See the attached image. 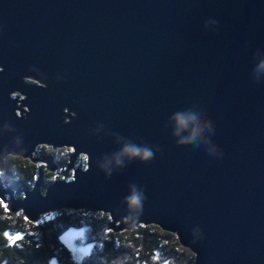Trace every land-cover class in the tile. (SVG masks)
<instances>
[{
  "label": "water",
  "instance_id": "1",
  "mask_svg": "<svg viewBox=\"0 0 264 264\" xmlns=\"http://www.w3.org/2000/svg\"><path fill=\"white\" fill-rule=\"evenodd\" d=\"M9 155L63 176L23 197L0 177L29 221L103 212L174 232L192 264H264V0H0V171Z\"/></svg>",
  "mask_w": 264,
  "mask_h": 264
},
{
  "label": "trees",
  "instance_id": "2",
  "mask_svg": "<svg viewBox=\"0 0 264 264\" xmlns=\"http://www.w3.org/2000/svg\"><path fill=\"white\" fill-rule=\"evenodd\" d=\"M41 146L38 155L48 154ZM57 162L65 166L68 153L57 155ZM85 159L78 161L85 167ZM45 164L20 157L5 159L0 171L5 187L23 197L39 181L46 190L56 179ZM110 216L103 212L59 210L43 214L37 222L29 221L22 212L12 213L0 200V264H192L195 255L184 247L178 236L156 225H139L130 231L114 233L110 230ZM84 229L85 241L92 245L91 253L80 263L62 241V233L69 229ZM19 236L20 239L13 240Z\"/></svg>",
  "mask_w": 264,
  "mask_h": 264
},
{
  "label": "rangeland",
  "instance_id": "3",
  "mask_svg": "<svg viewBox=\"0 0 264 264\" xmlns=\"http://www.w3.org/2000/svg\"><path fill=\"white\" fill-rule=\"evenodd\" d=\"M28 82H33V81L32 80H28ZM14 96L16 97V95H14ZM21 98H23V96H21ZM40 147L41 146H39L37 148V152L35 153V155L37 153H39ZM45 147H48V152L49 153H51V151H54V154H57V155L59 154V156L60 155L65 156L67 153L72 152V148H69V147H61V148H58L56 150H53L49 146H45ZM9 157H14V156H10L9 155L6 158H9ZM80 157L84 158L85 156L81 155ZM57 177L58 178H63V176H59V174L56 173L54 178L56 179ZM71 178H72V171L66 177V179L70 180ZM62 210L70 211V210H73V209H62ZM74 211H77V210H74ZM49 213H53V212H49ZM87 213H97V212H87ZM110 230H112V229H110ZM123 231H125V230L114 231V233H121ZM84 235H85L84 229H75V228H69V229L65 230L62 233V241H63V243L72 252L74 260L78 261L80 263L84 260L85 256H87V255H89L91 253V249H92V245L85 241Z\"/></svg>",
  "mask_w": 264,
  "mask_h": 264
},
{
  "label": "clouds",
  "instance_id": "4",
  "mask_svg": "<svg viewBox=\"0 0 264 264\" xmlns=\"http://www.w3.org/2000/svg\"><path fill=\"white\" fill-rule=\"evenodd\" d=\"M181 126H183L184 121H180ZM125 153L131 157H139L142 160H149L152 158V152L148 149H140L135 147H129L125 149Z\"/></svg>",
  "mask_w": 264,
  "mask_h": 264
},
{
  "label": "flooded vegetation",
  "instance_id": "5",
  "mask_svg": "<svg viewBox=\"0 0 264 264\" xmlns=\"http://www.w3.org/2000/svg\"><path fill=\"white\" fill-rule=\"evenodd\" d=\"M14 95H16V97H19V94L18 93H16V94H14ZM13 95V96H14ZM15 97V96H14ZM20 99H22L21 98V96L19 97ZM51 148V147H50ZM73 151V150H72ZM72 152H70V153H68V158H69V155L71 154ZM48 154H53L55 157H56V159H57V154H54V151H51V153H48ZM48 154H45V155H48ZM45 155H38V153L36 154V156L37 157H43V156H45ZM81 156V155H80ZM78 157V159H77V161H76V166H78V161H80V159H83V158H81V157ZM83 156H85V155H83ZM84 159L86 160V156L84 157ZM68 163V162H67ZM67 165V164H66ZM65 165V166H66ZM65 166H63V167H65ZM62 167V166H61ZM55 173H58V172H55Z\"/></svg>",
  "mask_w": 264,
  "mask_h": 264
},
{
  "label": "snow or ice",
  "instance_id": "6",
  "mask_svg": "<svg viewBox=\"0 0 264 264\" xmlns=\"http://www.w3.org/2000/svg\"><path fill=\"white\" fill-rule=\"evenodd\" d=\"M133 203H135V201H133ZM16 239H20V237L16 236V237L13 238V240H16Z\"/></svg>",
  "mask_w": 264,
  "mask_h": 264
}]
</instances>
